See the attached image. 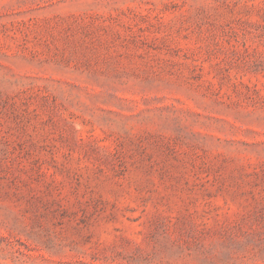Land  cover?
Segmentation results:
<instances>
[{"label": "rangeland", "instance_id": "374dc122", "mask_svg": "<svg viewBox=\"0 0 264 264\" xmlns=\"http://www.w3.org/2000/svg\"><path fill=\"white\" fill-rule=\"evenodd\" d=\"M0 264H264V0H0Z\"/></svg>", "mask_w": 264, "mask_h": 264}]
</instances>
